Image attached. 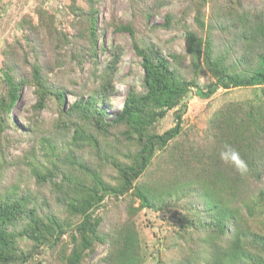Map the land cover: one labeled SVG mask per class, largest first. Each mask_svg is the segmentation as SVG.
<instances>
[{
	"label": "trees",
	"instance_id": "obj_1",
	"mask_svg": "<svg viewBox=\"0 0 264 264\" xmlns=\"http://www.w3.org/2000/svg\"><path fill=\"white\" fill-rule=\"evenodd\" d=\"M83 1L87 48L95 58L103 50L97 42L106 27L98 26L101 0ZM167 3L129 0L132 11L146 19ZM76 9L71 7L73 15L79 14ZM191 12L193 27L186 24ZM39 16L49 17L48 31L67 40L52 14L39 11ZM110 25L129 33L143 70L141 89L129 87L110 119L106 106L115 92L118 48L95 68L97 84L67 107L63 90L40 61V40L25 39L23 54L33 55L28 76L19 72L14 49L2 52L0 135L7 125L3 115L15 107L24 85L33 86L35 117L51 101L56 116L47 127L32 119L27 128L32 144L13 163L29 174L20 170L6 185L0 137V264H44L36 258L43 249L55 264H82L97 244L107 247L100 264H145L134 218L143 208L163 206H174L176 232L188 244L182 264H264V217L259 215L264 204V0H189L179 15L166 12L159 26L183 32L185 53H166L158 40L136 37L131 21ZM233 88L251 92L244 98L227 96L201 132L184 125V99L191 91L209 99L219 89ZM170 110L174 123L160 131ZM229 145L246 162L247 174L220 159ZM180 204L184 211L178 210ZM114 210L117 224L108 220L103 230V220L114 218Z\"/></svg>",
	"mask_w": 264,
	"mask_h": 264
},
{
	"label": "rangeland",
	"instance_id": "obj_2",
	"mask_svg": "<svg viewBox=\"0 0 264 264\" xmlns=\"http://www.w3.org/2000/svg\"><path fill=\"white\" fill-rule=\"evenodd\" d=\"M187 3L189 0H168L167 4L161 6L157 12H152L151 16L146 19L132 11L129 0H101L98 5V26L106 25V27L100 30L101 34L97 43L103 46V50L98 49L96 57L92 58L87 48L86 15L83 13L86 4L83 0H0V93L2 92V70H4L1 60L5 48L16 51L19 72H23L26 76L30 73L33 55L31 53H27L26 56L23 54L27 51L24 49L26 37H35L43 43L44 46L39 48L40 61L43 63L48 78L63 90L66 107L75 99L86 96L88 91L97 84L94 77L97 73L95 68H101L106 64L110 49L118 48L120 56L114 74L115 92L106 106V118L110 119L119 110L129 87L135 86L137 89H141L143 78L141 60L134 51L131 36L126 31L113 30L110 22L112 20L131 21L136 37L146 35L158 40L166 53L168 51L185 53L183 32L177 28L166 29L159 25L164 24L166 12L179 15L180 9ZM72 6L78 8L76 9L78 15H73ZM39 11L53 15L57 31L65 33L67 40L63 42L59 34L54 35L53 31H48L45 22L50 18L39 16ZM209 11L210 8L207 5L205 7L206 16ZM24 20L28 21V24ZM39 23H42L43 26ZM186 24L193 27L192 12L186 15ZM77 55L80 56V59ZM92 59H95L96 64ZM193 91L184 99L186 110L183 114V123L198 132L204 129L209 115L227 96L244 98L251 92L249 88H233L229 92L219 89L209 99H203L196 96ZM35 100L33 86L24 85L15 107L9 110L8 117L3 115L7 119V125L0 135L4 138L3 152L7 162L6 167L2 168L3 185L14 180L13 175L20 170H24L26 175L29 174V170L24 165L16 166L13 163L20 162L24 151L28 149V145L32 144V132L27 130L32 127V119L37 118L41 127H47L56 116L55 103L51 101L49 106L42 109L40 115L35 117L31 108ZM173 123L172 110H170L158 127L160 131H163ZM31 185H33L32 182ZM105 202H108V198H105ZM178 206L179 210L181 204ZM101 209L102 206L97 211ZM181 209L184 211L183 208ZM260 210L259 215L264 217V204ZM174 213V206L169 208L163 206L157 211L143 208L135 216V226L144 252L145 264H182L183 258H186L190 252L185 239L180 238L181 236L176 232L177 222L173 217ZM118 216V212L114 210V218H109L107 215L108 219L103 220L101 228L108 229V220H114V224H117ZM63 238L68 239L66 234ZM106 251L105 244H97L94 251L86 256L81 263L100 264ZM36 258L42 260L44 264H55L47 249L40 250Z\"/></svg>",
	"mask_w": 264,
	"mask_h": 264
},
{
	"label": "clouds",
	"instance_id": "obj_3",
	"mask_svg": "<svg viewBox=\"0 0 264 264\" xmlns=\"http://www.w3.org/2000/svg\"><path fill=\"white\" fill-rule=\"evenodd\" d=\"M220 159L224 163L233 164L240 175H245L248 172V166L246 162L241 159L239 152L232 148L230 145L226 146V150L220 152Z\"/></svg>",
	"mask_w": 264,
	"mask_h": 264
}]
</instances>
